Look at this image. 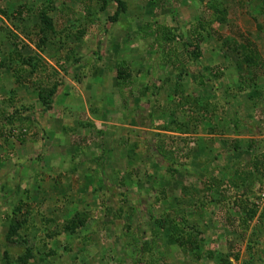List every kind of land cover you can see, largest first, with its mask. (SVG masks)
<instances>
[{"label":"rangeland","instance_id":"1","mask_svg":"<svg viewBox=\"0 0 264 264\" xmlns=\"http://www.w3.org/2000/svg\"><path fill=\"white\" fill-rule=\"evenodd\" d=\"M121 2L0 0V264H264V0Z\"/></svg>","mask_w":264,"mask_h":264},{"label":"trees","instance_id":"2","mask_svg":"<svg viewBox=\"0 0 264 264\" xmlns=\"http://www.w3.org/2000/svg\"><path fill=\"white\" fill-rule=\"evenodd\" d=\"M110 1H114L116 3V5L122 9L123 7V3L121 2V0H110ZM16 14H20V9H16ZM14 12V11H13ZM0 13L5 15L6 16V11H4L3 9H0ZM42 13V12H41ZM39 20H41L42 22V25H43V21H44V24L45 26L44 27H40V33H42V35L44 36V34L48 31H51L52 29V26H51V22H49V20L47 19V16H43L42 14L39 15ZM202 25V24H201ZM25 60V59H23ZM24 62H29L30 63V60L27 59L25 60ZM32 64L33 66L30 67V69L28 70V72H33L34 71V64L33 63H30ZM126 67H124L122 64H119L116 65L115 67V84L117 86H124L126 85L127 83V76L128 74L126 73L125 71ZM55 88H56V83L53 82L50 84V86L46 89V88H39L37 90V94H38V98L40 99V102L42 103V109L43 111L46 110V109H49L50 108V105H51V96L53 94V92L55 91ZM143 92V91H142ZM264 175V172L263 174ZM21 206H24L21 204H19L18 206H16L14 209H13V212L15 211H19L21 210ZM15 210V211H14ZM80 223V222H78ZM174 222L170 225V230H171V235L173 237V240L176 241L177 244H180V245H184V243L180 240V237L179 235H175L176 231L179 230L180 231V228L179 227H176V225H173ZM74 224H71V227H70V230H72ZM189 238V236H188ZM196 244V242L192 239L191 240V244ZM218 264H230L229 261L225 258H220L219 261H218Z\"/></svg>","mask_w":264,"mask_h":264},{"label":"built area","instance_id":"3","mask_svg":"<svg viewBox=\"0 0 264 264\" xmlns=\"http://www.w3.org/2000/svg\"><path fill=\"white\" fill-rule=\"evenodd\" d=\"M258 189L259 192L257 193L256 198H254L253 202L256 208L264 210V178L261 179Z\"/></svg>","mask_w":264,"mask_h":264},{"label":"crops","instance_id":"4","mask_svg":"<svg viewBox=\"0 0 264 264\" xmlns=\"http://www.w3.org/2000/svg\"><path fill=\"white\" fill-rule=\"evenodd\" d=\"M246 102L248 103L249 101L246 99ZM243 106H245V105H243ZM233 127H234V125H233ZM211 133H212V132H211ZM211 133H208L207 136H211V135L213 134V133H212V134H211ZM234 136H235V135H234Z\"/></svg>","mask_w":264,"mask_h":264}]
</instances>
